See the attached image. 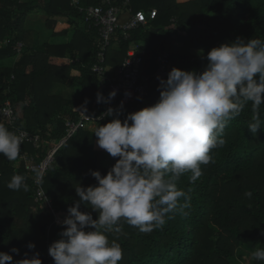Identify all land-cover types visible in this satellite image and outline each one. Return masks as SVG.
I'll return each instance as SVG.
<instances>
[{
    "label": "trees",
    "instance_id": "obj_1",
    "mask_svg": "<svg viewBox=\"0 0 264 264\" xmlns=\"http://www.w3.org/2000/svg\"><path fill=\"white\" fill-rule=\"evenodd\" d=\"M102 1L0 0V108L10 101L17 127L40 136V149L23 147L38 160L65 139L67 120L106 111L105 103H97V93L105 97L112 71L123 64L131 46L142 44L146 50V74L153 73L162 53L169 54V72L177 68L200 73L207 64L202 56L212 48L237 37L264 40V0H131L134 13L154 9L158 16L148 27L130 32L129 39L116 32L106 54L109 76L103 82L92 71L98 63L99 31L84 24L76 8V4L99 6ZM35 15L46 18L49 39L66 40L71 31L72 39L65 44L40 43L37 33L27 27ZM19 43L24 44L21 53L17 52ZM158 84L147 97L123 105L118 117H107L98 124L123 120L154 105L160 96ZM119 106L112 108L119 110ZM260 115L264 121V105ZM251 116L249 105L229 121L224 146L212 151L215 163L202 166L203 175L195 183L189 182L190 174L180 178L177 186L190 197L189 207L149 233L122 221L119 232L106 234L123 250L118 264H264L252 258L257 247H264V123L253 136L247 129ZM93 133L89 126L61 146L43 182L62 221L79 199L78 184L95 185L90 171L106 175L118 159L97 147ZM15 174L26 178L28 191L7 188ZM33 178L18 159L8 161L0 155V252L20 260L29 252L27 245L34 243L43 264H54L48 248L64 229L50 211L35 203ZM247 191L252 192L251 198L245 196ZM86 207L90 205H81L79 210L91 211ZM92 215L94 219L98 216ZM12 248L19 249L20 255L11 253Z\"/></svg>",
    "mask_w": 264,
    "mask_h": 264
},
{
    "label": "clouds",
    "instance_id": "obj_2",
    "mask_svg": "<svg viewBox=\"0 0 264 264\" xmlns=\"http://www.w3.org/2000/svg\"><path fill=\"white\" fill-rule=\"evenodd\" d=\"M202 58L207 64L200 73L172 68L166 80L158 76L160 96L154 105L123 120L114 118L103 126L97 123L93 133L97 147L118 159L106 175L90 171L95 185L75 188L79 199L67 209L60 239L48 248L54 264H118L123 250L119 243L109 241L107 233L119 232L122 221L149 233L189 207L190 197L178 188V181L190 174L189 182L195 183L203 175L202 166L215 163L212 151L224 146L229 121L249 105L252 116L247 129L253 136L261 130L264 40L237 37ZM116 95L115 90L107 98L98 92L97 103L108 104ZM122 109L123 101L119 110L109 107L97 119L118 117ZM22 135L26 133L17 135L0 123V155L8 161L20 158ZM25 180L15 174L7 188L28 191ZM41 181L42 173L37 172L34 182ZM245 196L251 198L252 192ZM81 205H90L86 208L91 211H80ZM92 212L98 214L96 219ZM35 247L29 243L31 257L25 252L24 258L15 261L13 255L0 252V264H43ZM10 251L20 255L17 248ZM252 258L264 262V247H257Z\"/></svg>",
    "mask_w": 264,
    "mask_h": 264
},
{
    "label": "built area",
    "instance_id": "obj_3",
    "mask_svg": "<svg viewBox=\"0 0 264 264\" xmlns=\"http://www.w3.org/2000/svg\"><path fill=\"white\" fill-rule=\"evenodd\" d=\"M131 0H103L99 6L82 7L76 4V8L83 16L84 24L94 25L99 31L100 50L98 52V63L94 65L92 71L103 81L106 82L110 72L107 66L106 54L112 46L113 36L117 31H120L125 39L130 38V32L136 31L142 27H148L149 22L157 18V11L151 9L147 12L142 10L134 13L130 8ZM142 44H136L128 53V57L123 64L115 71H112L113 78L105 91V98L112 91H117L115 98L106 104V111L109 107H114L115 104L128 105L137 99H142L148 96L150 88L158 83L157 77L167 79L170 67V57L168 53L158 55L156 59V69L151 74L145 73V57L146 50L142 49ZM24 48L23 43L17 45V52L21 53ZM125 93H130L126 96ZM104 111V112H106ZM103 112V113H104ZM102 113L97 111L93 114L82 115L76 120L66 121V137L65 139L48 151L43 160H38L36 156L30 155L24 151V146H32L34 149H40L41 138L38 135H33L23 129L17 127L18 117L10 101L5 102L4 106L0 108V121L9 127L10 131L17 135L26 133L21 136V156L18 158L24 164L26 172L31 174L35 181L37 172L42 173V181L40 184L34 182V201L41 209H47L52 215L56 217L57 223H62V218L58 215L54 202L46 195L43 182L47 177L48 171L54 162L55 153L63 146L70 138L75 136L79 131L87 127L97 124L102 120L97 118ZM91 119V120H90ZM93 120V121H92ZM47 197V200L45 199Z\"/></svg>",
    "mask_w": 264,
    "mask_h": 264
},
{
    "label": "rangeland",
    "instance_id": "obj_4",
    "mask_svg": "<svg viewBox=\"0 0 264 264\" xmlns=\"http://www.w3.org/2000/svg\"><path fill=\"white\" fill-rule=\"evenodd\" d=\"M182 1H184V0H182ZM45 21H46V18L44 16H38V15L36 16L35 15L33 17H30L29 21L27 23V27L29 29H31L33 32L37 33L36 38L39 40L40 43L49 42L51 44H65V43H68L72 39V36H73L72 31L69 33V36L66 40H63V39L62 40H51V39H49L48 33L44 29ZM143 33L144 32L142 31V34ZM133 48H134V46H131V49H133ZM113 50H114V46L111 49V51H113ZM90 127L92 130H94L96 126L92 125Z\"/></svg>",
    "mask_w": 264,
    "mask_h": 264
}]
</instances>
